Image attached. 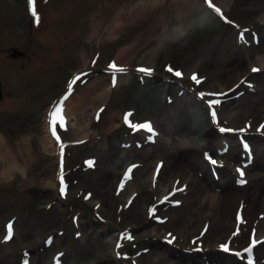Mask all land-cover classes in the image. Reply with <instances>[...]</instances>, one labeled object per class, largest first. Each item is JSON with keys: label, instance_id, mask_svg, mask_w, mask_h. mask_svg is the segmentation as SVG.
<instances>
[{"label": "rangeland", "instance_id": "1", "mask_svg": "<svg viewBox=\"0 0 264 264\" xmlns=\"http://www.w3.org/2000/svg\"><path fill=\"white\" fill-rule=\"evenodd\" d=\"M209 2L217 5L212 0ZM227 2L225 9L220 8V14L203 26L188 30L177 41L163 42L152 54H147L154 37L147 41L145 37L162 17L170 25L176 21L175 12L181 8V0H33L32 5L29 0H0V150L8 149L12 157L20 160L10 170L4 160L0 161V170L3 166L7 169L4 173L0 171V264H51L52 257L56 258V264H124L125 261L149 264L155 257L143 261L140 254L143 249H156L167 259V247L175 254L174 261L183 264H247L249 259L253 264H264V234L259 245L241 258L233 254L218 255L213 248L196 246V236L189 237L200 224V213L184 205L185 202L180 207L173 204L183 198L179 191L165 195L163 203L157 187L146 192L151 187L143 182L153 161L159 164L154 166L158 169L154 175L158 183L173 161L158 141L169 136L172 141L171 137L180 139L186 132L179 133L177 126L170 134L166 126L159 127L160 136L149 141L154 151L151 159L143 158L136 143L141 129L137 130L136 124L150 118L163 123L160 106L174 104L180 93L186 92L191 99L183 95L182 102L201 107L212 123L213 134L204 137L205 144L198 151V156L212 170L207 175L208 181L202 176L199 180L223 187L225 171L232 184L247 196L253 186H249L250 178L239 184L233 171L234 163L244 170L248 162L222 160L236 155L234 151H242V144L253 148L255 155L251 157L261 166L244 172L257 179L263 173L262 113L253 112L248 98L254 95L251 98L254 100L259 96L252 87L258 73L252 70L255 62L250 57L256 51L254 34L262 33L260 17L264 14V0ZM133 41L136 46L131 53L122 63H116L118 48ZM237 56H245L246 61L233 71L232 82L227 83L224 92L233 89L231 98H244L227 116V110L215 109L220 100L211 93L215 79H221L223 71L228 74L226 62ZM113 64L116 69L110 67ZM176 72L181 75L177 76ZM117 74L124 77L115 83L113 80L103 99L94 98L89 105L86 95H92L91 88L103 78ZM194 74L196 80L192 78ZM59 97H63V127L59 123L54 125L60 144L57 156L52 154L51 146L44 149L41 140L46 143L43 117H47L46 125L50 127L47 108ZM211 99L215 102L213 108L209 104ZM69 109L72 118L68 121ZM112 112L121 114L120 124L111 125L112 130H108L107 117ZM172 117L178 122L176 114ZM60 118L53 116L57 121ZM80 119L85 123L82 129ZM211 138H215L212 144ZM224 139L230 147H219ZM53 149H57L56 144ZM205 152L215 163L204 157ZM136 163H140L139 167ZM128 168L130 176L124 172ZM61 182L63 194L58 191ZM126 182L128 187H134L131 200L126 188L118 193ZM245 198L237 206L238 213L236 208L231 212L234 225L237 223L233 237L223 242L225 237L217 232L218 236L212 239L219 238L222 245L231 240L237 248L247 244L249 233L264 228V209L255 207L245 212ZM173 217L178 218L177 222H173ZM212 221L208 219V227L214 230ZM4 225L11 227L8 237H4ZM173 230L176 235H188L190 247L166 239ZM113 235L116 245L112 248L108 239Z\"/></svg>", "mask_w": 264, "mask_h": 264}, {"label": "bare ground", "instance_id": "2", "mask_svg": "<svg viewBox=\"0 0 264 264\" xmlns=\"http://www.w3.org/2000/svg\"><path fill=\"white\" fill-rule=\"evenodd\" d=\"M161 1H163V0H161ZM181 1H182L181 8L176 10V12H175L176 21L170 25L167 21H165L164 17H162L159 20L156 27L152 30V32L145 37V41H147L148 38L154 37V43H152L151 46H149L148 52H146L147 54H152L153 50L157 49L163 42L177 41L179 38L183 37L188 30L194 29L195 27L203 26L215 14H217V12H215L213 10V7H209V3L203 2L201 0H181ZM212 1H214V3L215 2L217 3L216 6H214V5L213 6L216 8H219V9L220 8L225 9L226 5L229 2V1L227 2V0H212ZM261 22H262V24H261V27H262L261 32L262 33L260 32L261 33L260 35H255L256 33H258V31L255 34L253 33L254 36L256 37L255 56L250 57V59L254 60V62H255V64L252 65V70L256 69V71L258 73V77L256 79L257 82L254 83V85L252 87L256 90V92L259 96H257L256 99L252 100L251 98L254 96V95H252L248 99H250L249 101L253 104V109H252V110H254L253 112L257 111V112L262 113L261 114V116H262L261 120L263 121L262 126L264 127V51H263V48H264V14L260 17V23ZM135 46H136L135 41H133V42H128V43L124 44L123 46L119 47L117 50V53L114 57V61L116 63H122L125 60L126 56L131 53L133 47H135ZM245 61H246L245 56L244 57L243 56H237L234 59H230L225 64V65L229 66V69L226 71V72H228V74H226V73L224 74V71H223L222 78L220 79L217 77L215 79L216 82H215L214 88H213L214 93H211V95H214L217 99L220 100L219 102L218 101L216 102L215 109L216 110H224V111L227 110L229 112V114L226 113L227 116L230 115V113L232 114L234 112L233 109L235 107H238L242 104L241 101H243L244 97L239 96L237 98L236 97L231 98V91L233 89H230V91H228V92H224V88L227 86L228 82L231 84L232 77H233V71L239 69L240 66H242L244 64ZM221 62H222V60H221ZM249 63L252 64L251 62H249ZM216 64L217 63L213 64V66H212L213 69H216L215 68ZM222 67H223V65L221 66L220 69H222ZM223 69H225V68H223ZM105 75H106V73H105ZM122 77H124V76L121 74H117L114 77V80L117 82ZM246 78L249 79L250 77L246 76ZM102 81L103 82L106 81L104 85H103ZM111 81H112V78L108 77V76H107V78H103L101 81H98L95 84V86L91 88L92 89V91H91L92 95H88V96L86 95L87 103L90 105V103L93 102V99L97 98V97H98V99H100V98L103 99L104 95H106V93L108 92ZM101 88H102V90H101ZM254 89H252V90H254ZM100 90H101V92H100ZM97 92H100V93L96 94ZM93 94H96V95L93 96ZM180 94H182V95L179 96V98L175 99L174 104H171V105L168 104L166 106H160V109H162L161 116L163 119L162 120L163 123L160 121H153L154 119L150 120L151 118L148 119L146 122L150 126H152L151 124L155 125L156 132L154 133V136H160L161 130L159 127H162V126H166V130L168 133H170L173 130V127L178 126L179 131H180L179 133H181V132L185 133L186 132V134H182L183 136H181L180 139H179V137H177L178 139L176 137H171L173 139V141L170 140V136L167 137L166 140H164V141H161V140L158 141L160 148L167 149L165 155H167L169 157V160H173L172 164L169 166L170 170H169V172H167L161 176V178H160L161 182L158 183L154 177V175H156L158 172V169L154 168L157 161H153L152 166L150 168V172L144 178L143 184L148 183L147 185L149 186V188L151 187V189L147 188V190H146L147 193L149 191H152L154 187L155 188L157 187L159 189V196L163 200L162 203L165 202V200H164L165 195H172L174 193H178V191H179L180 194H182L183 198L173 202V204H176L178 207H180V206H183L182 203L185 202L186 204H184V205H189V206L193 207L194 210L199 211L200 215L199 214L198 215H199V219H200V224L198 225V227L196 229H194L192 234L189 236V237H191V236L197 237V238L196 237L194 238L195 239L194 242H196V246L202 245V246H206L209 248H213L215 250L213 252H215L218 255L226 254L229 256V255H232L234 251L236 253H239L240 249L242 247H244L245 244L240 245L237 248H234L232 246L231 240H230V242L227 245V250H224L221 247L222 243L225 240H229V239H231V237H233L234 230H235L236 225H237V223L234 225L233 213H231V212L236 208L235 213H238V207L237 206L244 201L241 199H244L245 197H246L245 202L247 203V205H246L247 208L244 209L245 212H250L249 209L253 210L255 207H258L259 209H261V208L264 209V195H263L264 194V171L262 170L263 173L259 175L258 179L254 175L252 178H251V176L246 177L247 173H245L244 171H246L247 169H255L256 167L260 168L261 166H259V161L256 160L255 157H251V154L252 155L254 154L253 148H249L246 144H242L241 145V147L243 149L242 151H240V150L234 151L233 153H235L236 155H234V156L231 155V156L227 157V159H222V160H227L229 163H232L235 161L239 162L241 159H244V161L246 160L248 162V165H244V170L239 169L237 167V163H234V171L233 172L237 175L238 178H244V179L248 178V180L250 178V181H248V182H250L249 186L252 184H253V186H251L248 189V192L252 191L251 193L248 194V192H247L246 193L247 196H244V191L240 192L239 191L240 189L236 188L232 184L230 178L228 176H226V173L223 170H222L223 171L222 176L224 175V178L226 179L223 187H221L219 185H214L212 182L202 183L199 180V177L202 176V177H204L205 181H206V179L208 181L207 175L209 173L211 174L212 169L210 167H208V165L201 160V158L198 156V151H200V149L205 144L204 137H206V136L211 137L212 136L211 135V134H213L212 129H211L212 123L209 120L206 113H204L203 110H202L203 112L201 111V107L190 106L189 103L184 104L182 102V100H181L182 96L185 95L188 98H190V96H189L190 94L188 95L186 92H181ZM83 99H85V98H83ZM83 99H82V101H83ZM213 101H214V99H211V101L209 102L211 108H213ZM89 105L88 106L86 105V106L90 107ZM201 105L203 106L202 109H204V104H202V102H201ZM90 111H93V110L91 109ZM67 112H68L67 114H69V115H67V116H69L67 118V120H68V119L72 118L70 116L72 114V112L70 111V109ZM175 114L177 115V118H179L178 122L175 121L172 117V116H175ZM117 115L118 114L117 113L114 114V112L108 114V117H107V123L109 124L107 126L108 130H112L111 125L118 126L120 124L119 120H120L121 114L118 116ZM159 117H160V115H159ZM114 118H117L118 121H113ZM220 118H222V117H220ZM73 123H75V122H73ZM78 123L81 124V126H80L81 129L85 125V123H82L81 119ZM45 124H46V121H45ZM44 128H45L46 143H45V141L41 140L42 147L44 148V146H47V145L51 146L52 147V154H56L58 156V148L60 147V144L57 142V139L51 135L49 125H44ZM143 129H145V127H141V129L137 132L138 135L136 136V141H137L136 143L139 147V150L141 151V153L143 155V158L147 159V158L152 157V153L154 151L150 149L149 142H147V139H146L147 136L151 135V134H147L145 132V130H143ZM151 136H153V135H151ZM214 140H215V138H211L210 144H212L214 142ZM1 141H2V137L0 135V142ZM230 141H234V140H230ZM53 144H56L57 149H53ZM237 144H238V142H237ZM227 146H228V143H227L226 139H224L220 142V145H219L220 148L227 147ZM228 147H230V145ZM44 149H46V148H44ZM239 149H241V148H239ZM258 149L259 148H257V150ZM7 151H8V149H5L4 151L0 150V161L3 162V160H4V162H3L4 165H6V167L8 166V170H10L9 167H13V166L15 167V165H17V162H19L20 160L18 161V158L12 157ZM25 151L28 154L29 150L27 147H25ZM6 156H7V158H6ZM23 159H24V157H23ZM136 164L139 167L140 163H136ZM205 164L207 166H205ZM17 167H19V166H17ZM5 169L3 166L0 171L3 172ZM6 171H7V169H6ZM124 172L127 173L128 176L131 175L130 169H125ZM241 173H243V175H241ZM128 184L129 183L126 182V184L119 187L118 193L121 194L123 192V189L126 188L125 191H127V192L129 191V194H131V196H133L134 187H128L127 186ZM235 184H236V182H235ZM48 185H49V183H48ZM133 217H135V219H136V218H138V215L133 216ZM208 219H213L211 225L215 224V228H213L214 230L209 228L210 226L208 224ZM167 220H168V218H167ZM177 220H178V218L173 217V222H175V221L177 222ZM236 220L238 221L239 219H236ZM217 232L220 233V236L225 237L223 242L222 241L218 242L219 240H217V239H219V238L212 239V237H214V235L218 236ZM205 234H206V236H205ZM251 234H252V238H249L250 233L247 235L248 241H250L251 239H256L257 243L250 248V251L254 250L259 245V242H261L262 235L264 234V228L255 230V231L251 232ZM203 235H204V237H203ZM187 236L188 235H182V234L176 235L175 231L173 230V231H171V233H169V232L167 233L166 239L169 240V238H172L173 240L177 241V243H181L185 247H190V243L186 240ZM114 238H116L115 235H113L112 238L108 239V244L112 248L116 245V244H114V241H113ZM245 252H249V251L243 250V254ZM140 254L142 255L143 261H145L149 256L155 257L154 259L148 261L149 264H181L182 263L179 260L174 261V258H172V257L175 254L172 251H170L168 247L165 249V254L167 256V259L163 255H161L156 249H143V252ZM168 258L170 259L169 261H167ZM124 264H127V262L125 261Z\"/></svg>", "mask_w": 264, "mask_h": 264}, {"label": "snow or ice", "instance_id": "3", "mask_svg": "<svg viewBox=\"0 0 264 264\" xmlns=\"http://www.w3.org/2000/svg\"><path fill=\"white\" fill-rule=\"evenodd\" d=\"M206 3H209V7H213V10L217 13H220V9L219 8H216L214 7L210 2L209 0H206ZM29 4L32 5L33 4V0H29ZM32 15L35 17L36 16V12L35 10L33 9L32 10ZM111 68L113 69H116L117 66L115 64L113 65H110ZM140 71H143V72H150V70L148 69H139ZM253 71H256V69H253ZM176 75L177 76H180L181 73L179 72H176ZM194 80H196V76L195 74L193 75L192 77ZM115 83V80L113 81ZM199 81L197 80V83ZM75 83V79L73 81H71L69 83V88H71V85ZM66 98V97H65ZM215 103V102H213ZM61 112H62V100L59 101V102H55L54 105H53V109L50 110L49 112V124H50V133L53 137L57 138V132H56V128L54 127L55 124L59 123L61 127H63V117L61 115ZM56 115V116H60V120L57 121V120H54L53 119V116ZM213 116H215V113H213ZM125 122L127 123L128 122V114L125 115ZM137 127H145V128H150V125H148L147 123L145 125H140V126H137ZM127 175V173H126ZM241 175H243V173H241ZM241 183H244V181L242 180ZM61 193L63 194L64 192V185H63V182H61ZM87 198V197H86ZM238 219H239V216H238ZM224 250H227V246L226 245H222L221 246ZM245 251H250V249H245ZM250 264H251V261H250Z\"/></svg>", "mask_w": 264, "mask_h": 264}]
</instances>
